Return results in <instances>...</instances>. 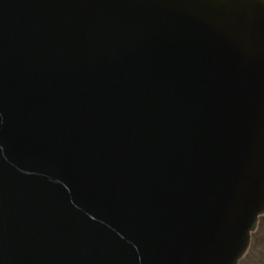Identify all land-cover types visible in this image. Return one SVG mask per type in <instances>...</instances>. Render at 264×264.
<instances>
[{"label":"water","instance_id":"water-1","mask_svg":"<svg viewBox=\"0 0 264 264\" xmlns=\"http://www.w3.org/2000/svg\"><path fill=\"white\" fill-rule=\"evenodd\" d=\"M264 215V0H0V264H239Z\"/></svg>","mask_w":264,"mask_h":264},{"label":"rangeland","instance_id":"rangeland-1","mask_svg":"<svg viewBox=\"0 0 264 264\" xmlns=\"http://www.w3.org/2000/svg\"><path fill=\"white\" fill-rule=\"evenodd\" d=\"M239 264H264V215L260 217L250 247Z\"/></svg>","mask_w":264,"mask_h":264}]
</instances>
